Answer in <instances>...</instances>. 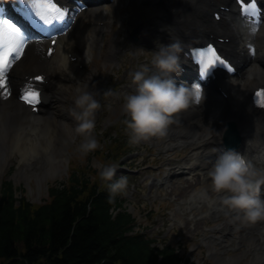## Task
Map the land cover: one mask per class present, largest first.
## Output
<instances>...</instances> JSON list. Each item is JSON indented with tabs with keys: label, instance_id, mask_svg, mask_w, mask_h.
Here are the masks:
<instances>
[{
	"label": "trees",
	"instance_id": "16d2710c",
	"mask_svg": "<svg viewBox=\"0 0 264 264\" xmlns=\"http://www.w3.org/2000/svg\"><path fill=\"white\" fill-rule=\"evenodd\" d=\"M0 198V257L10 264H179L175 250L146 249L127 238V216L112 219L107 205L71 189L33 206L16 202V188L5 183Z\"/></svg>",
	"mask_w": 264,
	"mask_h": 264
},
{
	"label": "clouds",
	"instance_id": "9594fccd",
	"mask_svg": "<svg viewBox=\"0 0 264 264\" xmlns=\"http://www.w3.org/2000/svg\"><path fill=\"white\" fill-rule=\"evenodd\" d=\"M182 50L180 40L159 41L151 58V64L158 71L153 72L148 65H142L132 74L135 88L124 96L123 110L129 116L127 123L133 141L165 135L172 122V114L189 107L197 99L193 91L197 84H178L172 76L173 72L182 69ZM77 92L72 111L77 121L76 131L87 137L80 143L81 151L87 154L99 146L91 132L96 124L95 112L100 101L87 85L78 88ZM117 167L114 163L107 164L100 172L101 177L112 181L110 191L113 193L128 186L127 176L112 180ZM209 175L212 187L224 205L241 212L249 222L264 220V196L261 195L264 167L258 166L241 151L229 148L209 170Z\"/></svg>",
	"mask_w": 264,
	"mask_h": 264
},
{
	"label": "bare ground",
	"instance_id": "6f19581e",
	"mask_svg": "<svg viewBox=\"0 0 264 264\" xmlns=\"http://www.w3.org/2000/svg\"><path fill=\"white\" fill-rule=\"evenodd\" d=\"M94 11L98 13V12H102L103 10L98 8ZM83 15L88 16L87 13L85 14L83 13ZM92 39L95 40L94 37ZM85 41L87 42L88 40ZM71 42L66 46H71ZM82 42L83 41H81V43ZM110 51L113 52L114 49L111 48ZM27 57L36 60V62L33 64V68L35 69L44 65L43 63L38 61V58L40 57V51L36 46L32 47L29 50ZM254 70L255 69H250V71H248L247 73H249L250 75L256 74L255 78L251 79L246 77L239 80L233 79V81L230 82V84H232L235 87V88L232 87L233 95L244 97L247 91H250L257 84L262 83L264 81V76L262 74H257ZM13 81H15L14 78L12 79V83ZM249 85L251 87L250 89H247ZM51 87L53 86L49 85L46 87V89L48 94L51 95L53 101L55 98H57L58 92L56 91V89L54 90ZM8 95L9 97L5 100L0 96V172L1 174H3V170H2L3 167L9 166L7 160L9 159V155H11V152L13 150H17L18 152L20 150V157L22 160L30 159L34 155L32 150L36 148V146L37 147L40 146L38 145L39 142L38 141L35 142L36 140L34 138H30V141H32L33 143H29V138H24V137H27V134L29 132L38 133L39 130L37 127H39L42 121L45 120L44 118H37L38 116L30 112L29 109L25 107L22 103H20L15 96L10 94ZM175 119H177L179 122H188L189 125L195 124L196 128L200 127L197 126L199 125V119L194 114L193 110L190 109L182 110L177 115L172 116V120ZM175 126L176 129L178 125L176 124ZM56 129L57 126L53 127L50 124L47 127L41 129L42 136H44L47 133H51V131H55ZM216 131L220 133V130L217 129ZM209 134H210L209 131L207 132L204 131L203 134L200 136V138L206 140ZM28 144H31L33 147L29 146ZM9 145L12 146V148H10ZM201 146L202 145H198L197 147L200 148ZM54 148L53 146H50L46 149V153H47L45 157L46 161H43L42 159L37 164L23 166L25 171H21V170L19 171L20 172L19 177L21 178L19 180L30 179L31 176L35 174L39 176L40 174L46 172L45 170L46 168H50L51 166L54 165L56 166L61 164L63 162V159H59L58 157L55 156ZM220 259H221L220 260L221 264H234L237 258L221 257ZM259 259L260 258H256L254 261L256 262ZM259 262L261 264H264V259H260Z\"/></svg>",
	"mask_w": 264,
	"mask_h": 264
},
{
	"label": "snow or ice",
	"instance_id": "6c2138e0",
	"mask_svg": "<svg viewBox=\"0 0 264 264\" xmlns=\"http://www.w3.org/2000/svg\"><path fill=\"white\" fill-rule=\"evenodd\" d=\"M31 8L36 9L40 7L39 0H30ZM50 9H57L56 3H49L47 5ZM3 10L0 9V12ZM39 15V13H37ZM44 24H51V20L40 17ZM255 31V28H253ZM27 43V36L22 30V26L18 23H14L12 19L0 18V87H4L5 93H7V85L9 83L8 73L12 67V55L22 54L24 45ZM200 56V69L202 73H207L209 69L217 64L227 65L228 61L221 56L216 48L212 44H208L206 48L199 50ZM36 79L42 80L43 77H37ZM197 89L201 88V85H196ZM257 95L262 98L264 102V88L257 92ZM200 93L197 92V99H199ZM24 100L31 104H38L42 99L40 90L29 89L22 97Z\"/></svg>",
	"mask_w": 264,
	"mask_h": 264
},
{
	"label": "rangeland",
	"instance_id": "374dc122",
	"mask_svg": "<svg viewBox=\"0 0 264 264\" xmlns=\"http://www.w3.org/2000/svg\"><path fill=\"white\" fill-rule=\"evenodd\" d=\"M97 63H99L100 65H102V64H104L105 63V61L102 59L101 61L100 60H98L97 61ZM109 65V66H108ZM106 66H108V69L107 70H103L102 72H108V71H110V70H112L113 68H111V66H110V64H109V62H107L106 63ZM120 111V110H119ZM117 116L118 117H121V116H119L118 114H117ZM121 130V129H123V130H127V128H124V126H120V125H115L114 126V129H112V131H113V133H115L114 131L115 130ZM125 133L127 134V132L125 131ZM123 136L124 135H122V138H123ZM149 147L150 146H146V148H144V149H142L143 151H145V150H147V149H149ZM76 148V147H75ZM59 150H58V148H56V150H55V155L56 156H59V152H58ZM76 153H75V155L76 156H78L79 157V154H82L81 152H80V150L78 149V148H76ZM148 152H145L144 154H143V157H146V159H148L149 158V154L146 156V154H147ZM143 160V162H145V161H147V160ZM14 159H13V157L11 156L8 160H7V162H8V164L10 165V166H7V167H3V174H1V172H0V186L2 185V182L4 181V179H13L14 180V184L18 187V188H20V187H22L24 190H26V194L28 195V196H30V198L31 199H35V200H39L45 193H46V191H45V189H46V186H47V184L49 183V181L51 182L52 180H55V179H57V178H62L63 176H64V174L69 170L68 169V167H67V162H65V167H64V165H62V164H59V165H54V166H51L50 168H46L45 170H46V172L47 171H49L51 168H53L56 172H58L59 174L57 175V174H55L52 178H50V179H48L50 176L48 175L47 177H46V179H45V174H46V172H44V173H42V174H40L39 176L37 175V174H35V175H33V176H31V178L30 179H24V180H19V179H21L20 177H19V174H20V170L18 169L19 167H17V166H15V165H13L16 161H13ZM43 161H46V159H44ZM96 162V163H99V164H101L100 162H98L97 160H96V157L94 156V155H92L90 158H88L87 160H86V162H88V164H90V163H92V162ZM13 162V163H12ZM1 170V171H2ZM60 170V171H59ZM21 171H25L24 169H22ZM39 179V180H38ZM20 190V189H19ZM144 189L143 188H141V190H138L137 189V187H136V194H137V197L136 198H138V197H141L140 196V192L141 191H143ZM158 197V203H157V207H158V205H159V203L160 202H165V204H164V207H166V206H168L169 205V203H170V201H169V195H168V197H162V195L160 194V195H158L157 196ZM34 200V201H35ZM179 207H181V208H183L184 210H185V208L182 206V205H179L178 206V208ZM179 211V213H181V212H186V210L185 211H181V210H178ZM161 212H163V208H162V210H161ZM137 215H138V220L139 221H143V222H145V221H148L147 222V224L146 225H148V227H151L150 229H148L147 230V232H151V233H153V232H155V228H158L159 226H160V228H162V225H163V223H162V221L160 220V218H158V211L155 213V214H153V215H149L148 214V211H147V206H144V208L143 207H140V208H138V210H137ZM167 220V218L165 217L164 218V221H166ZM150 222V223H149ZM164 234V233H163ZM163 234L162 233H157V232H155V236L156 237H159V238H161V239H163ZM201 254V257L197 254V252L195 251V256H196V258H197V261L199 262V263H204V264H207L208 263V261H206V260H204L203 258L205 257L204 255V252H201L200 253ZM216 264V263H215Z\"/></svg>",
	"mask_w": 264,
	"mask_h": 264
}]
</instances>
